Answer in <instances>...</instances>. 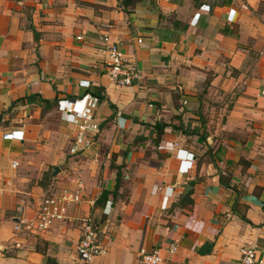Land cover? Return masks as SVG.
I'll use <instances>...</instances> for the list:
<instances>
[{
    "label": "crops",
    "instance_id": "obj_1",
    "mask_svg": "<svg viewBox=\"0 0 264 264\" xmlns=\"http://www.w3.org/2000/svg\"><path fill=\"white\" fill-rule=\"evenodd\" d=\"M123 1L0 0V264H84L89 216L104 248L89 264H139L140 250L172 243L165 264H241L243 247L264 264V0ZM104 34L138 83L111 82ZM92 93L94 135L79 153L75 127L51 121L56 105L20 101ZM79 182L65 221L15 233Z\"/></svg>",
    "mask_w": 264,
    "mask_h": 264
},
{
    "label": "built area",
    "instance_id": "obj_2",
    "mask_svg": "<svg viewBox=\"0 0 264 264\" xmlns=\"http://www.w3.org/2000/svg\"><path fill=\"white\" fill-rule=\"evenodd\" d=\"M76 40L80 41L82 37L78 36ZM101 45L108 61L107 72L109 79L115 86L128 87L141 80L142 75L140 70L128 61L118 43L112 41L108 34L102 36ZM2 85L3 82L0 76V88ZM261 94L264 95V91ZM97 104L98 98L89 94L73 101L66 99L58 101L56 108L60 120L73 125L76 129L73 135L72 153L85 151L92 144L94 134L91 121ZM180 154L186 156L185 153ZM16 166L17 163L12 162V167ZM180 166L181 170L187 172L191 169L192 162L181 160ZM82 193L83 185L79 182L74 189L63 188L45 196L31 219H23L15 224V233L39 234L48 231L53 223L65 221L69 208L82 202ZM96 230L90 216L82 219L77 254L84 264H89L94 258L104 253V248L97 241ZM176 251L177 246L174 243L170 244L166 250L155 248L147 251L143 249L139 251L138 262L139 264H165L164 252L172 255ZM255 255L256 251L254 248H241V264H255Z\"/></svg>",
    "mask_w": 264,
    "mask_h": 264
},
{
    "label": "trees",
    "instance_id": "obj_3",
    "mask_svg": "<svg viewBox=\"0 0 264 264\" xmlns=\"http://www.w3.org/2000/svg\"><path fill=\"white\" fill-rule=\"evenodd\" d=\"M126 2H127V0L123 1V5H126ZM92 94H93V96H96L100 100V96L99 95H96L95 93H92ZM33 100L39 101L45 107H49V106H52V105H56L57 106V103H58V100H56V99L54 101H52V102H48V101H45V100L41 99L40 97H32V96L25 97V98L21 99L20 101L21 102L27 101L28 103H30ZM155 130H157V137H159L160 132L163 131V127H161V126H155ZM106 197H107V193L106 192H103L102 195H101V197L99 198L98 204L104 203Z\"/></svg>",
    "mask_w": 264,
    "mask_h": 264
},
{
    "label": "rangeland",
    "instance_id": "obj_4",
    "mask_svg": "<svg viewBox=\"0 0 264 264\" xmlns=\"http://www.w3.org/2000/svg\"><path fill=\"white\" fill-rule=\"evenodd\" d=\"M58 117H59V116H58L57 114L54 115V116L52 117V120H51L52 123L54 122V119H56V118L58 119ZM59 119H60V117H59ZM74 134H75L74 132L69 131V132H68V137L71 139V138L73 137Z\"/></svg>",
    "mask_w": 264,
    "mask_h": 264
},
{
    "label": "water",
    "instance_id": "obj_5",
    "mask_svg": "<svg viewBox=\"0 0 264 264\" xmlns=\"http://www.w3.org/2000/svg\"><path fill=\"white\" fill-rule=\"evenodd\" d=\"M57 171V169H55V172Z\"/></svg>",
    "mask_w": 264,
    "mask_h": 264
}]
</instances>
